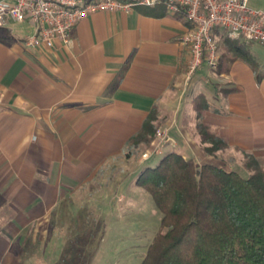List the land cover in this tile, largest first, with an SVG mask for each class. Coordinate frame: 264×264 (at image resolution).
<instances>
[{
  "label": "crops",
  "instance_id": "crops-1",
  "mask_svg": "<svg viewBox=\"0 0 264 264\" xmlns=\"http://www.w3.org/2000/svg\"><path fill=\"white\" fill-rule=\"evenodd\" d=\"M190 28L165 3L96 12L78 22L68 45L53 48L25 44L31 25L0 28V264L22 233L47 235L64 200H88L104 213L116 187L153 158L141 151L170 146L226 171L248 172L246 154L264 158V47L234 40L241 56L216 31L217 66L204 63L187 79L181 38ZM200 110L201 122L227 142L215 154L199 134ZM152 113L170 140L157 147V137L126 157L128 141Z\"/></svg>",
  "mask_w": 264,
  "mask_h": 264
},
{
  "label": "trees",
  "instance_id": "trees-1",
  "mask_svg": "<svg viewBox=\"0 0 264 264\" xmlns=\"http://www.w3.org/2000/svg\"><path fill=\"white\" fill-rule=\"evenodd\" d=\"M223 36L234 53L247 55L239 41ZM198 119L202 141L211 144L206 151L225 149L226 140L201 122V110ZM155 121L150 114L127 148L151 146L158 133ZM244 168L247 178L213 164L198 165L177 151L144 168L135 184L163 216L141 264H264V158L246 154Z\"/></svg>",
  "mask_w": 264,
  "mask_h": 264
},
{
  "label": "rangeland",
  "instance_id": "rangeland-1",
  "mask_svg": "<svg viewBox=\"0 0 264 264\" xmlns=\"http://www.w3.org/2000/svg\"><path fill=\"white\" fill-rule=\"evenodd\" d=\"M249 3L264 9V0H249ZM172 151L180 152L168 146L160 153L157 148L151 152L141 151L139 156L145 159L144 155L147 154L148 158L152 154L147 167H155ZM136 153V150L126 148L124 155L128 157ZM117 169H120L119 165ZM234 171L249 177L243 169ZM136 175L127 179L121 187H116L118 196L106 200L111 205L108 208L105 203L102 214L88 207V200H82V203L76 199L64 200L62 211L53 215V227L47 235L40 230L22 233L18 238L22 244L17 242L6 247L8 253L1 264H141L149 245L161 229L163 215L150 194L136 186ZM75 202L82 209L79 214L73 212L77 206ZM9 232L10 235L17 233ZM61 239L62 246L58 247L57 241ZM31 255L33 259H30ZM18 259L22 261L18 262Z\"/></svg>",
  "mask_w": 264,
  "mask_h": 264
},
{
  "label": "built area",
  "instance_id": "built-area-1",
  "mask_svg": "<svg viewBox=\"0 0 264 264\" xmlns=\"http://www.w3.org/2000/svg\"><path fill=\"white\" fill-rule=\"evenodd\" d=\"M159 3H165L171 14H183L191 26L181 38L188 52L187 79L204 63L217 66L216 31L264 47V9L250 5L249 0H0V28L12 22L31 25L34 33L25 44L53 48L58 41L68 45L78 22L96 12L129 13L135 6ZM158 138L157 147L170 140L163 131Z\"/></svg>",
  "mask_w": 264,
  "mask_h": 264
}]
</instances>
